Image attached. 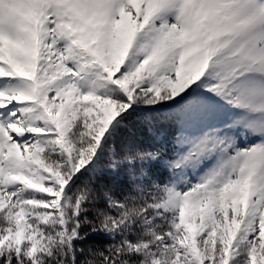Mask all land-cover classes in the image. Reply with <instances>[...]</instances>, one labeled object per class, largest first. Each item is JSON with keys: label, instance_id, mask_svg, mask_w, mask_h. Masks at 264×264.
Returning <instances> with one entry per match:
<instances>
[{"label": "snow or ice", "instance_id": "6c2138e0", "mask_svg": "<svg viewBox=\"0 0 264 264\" xmlns=\"http://www.w3.org/2000/svg\"><path fill=\"white\" fill-rule=\"evenodd\" d=\"M0 264H264V0H0Z\"/></svg>", "mask_w": 264, "mask_h": 264}]
</instances>
